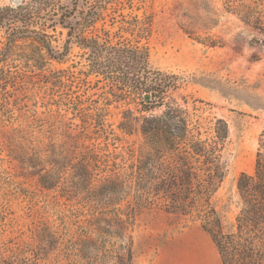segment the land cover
<instances>
[{"label":"trees","instance_id":"trees-1","mask_svg":"<svg viewBox=\"0 0 264 264\" xmlns=\"http://www.w3.org/2000/svg\"><path fill=\"white\" fill-rule=\"evenodd\" d=\"M134 1L28 0L0 8V26H8L3 56L19 40L32 38L47 59H65L72 47L83 59V70L62 71L56 78L59 111L71 114L59 133L62 139L51 141L48 155L18 159L36 170L42 189L57 190L64 200L59 215L64 232L49 231L52 244H64L71 221L83 216V230L64 249L69 264H97L101 258L132 264L135 219L144 210L159 209L199 222L221 264H264V129L253 173L237 179L238 212L226 228L212 198L228 171L227 123L202 117L201 101L180 97L179 102L174 98L179 79L150 68L141 42L149 25L131 12L123 14L132 11ZM241 18L263 24L259 14ZM56 27L65 31V40L54 54L48 30ZM4 81L0 76V88ZM109 108L120 110L121 133L138 129V148L120 145L105 122ZM16 250L18 264H37L27 251ZM7 252L0 249V264H12Z\"/></svg>","mask_w":264,"mask_h":264},{"label":"rangeland","instance_id":"rangeland-1","mask_svg":"<svg viewBox=\"0 0 264 264\" xmlns=\"http://www.w3.org/2000/svg\"><path fill=\"white\" fill-rule=\"evenodd\" d=\"M27 1L0 0V8ZM130 12L149 25L141 42L148 48L150 68L179 79L174 98L201 101L202 117L227 123L228 171L212 203L228 228L238 212L237 179L253 173L264 129V0H135L132 11L123 14ZM247 13L261 15L263 24L246 22L241 16ZM7 27L0 26V76L5 79L0 88V249L9 250L5 256L12 264L20 262L12 255L16 248L37 264H69L64 249L83 230L84 217L71 221L64 244L53 245L48 232L63 235L64 200L57 190L42 189L36 170L18 159L48 155L51 141L62 139L59 133L71 114L59 111L62 91L56 78L62 71L83 70V59L75 47L65 59H47L32 38L19 40L3 56ZM48 34L52 53L62 51L65 31L56 27ZM120 121V110L109 108L105 122L120 145L138 148V129L125 135L118 130ZM131 236L132 264H221L199 222L163 210L142 211ZM97 264L113 262L101 258Z\"/></svg>","mask_w":264,"mask_h":264},{"label":"clouds","instance_id":"clouds-1","mask_svg":"<svg viewBox=\"0 0 264 264\" xmlns=\"http://www.w3.org/2000/svg\"><path fill=\"white\" fill-rule=\"evenodd\" d=\"M15 7V5H13Z\"/></svg>","mask_w":264,"mask_h":264}]
</instances>
